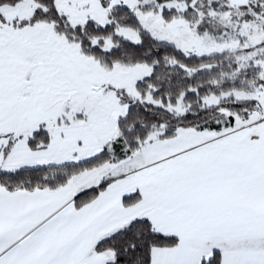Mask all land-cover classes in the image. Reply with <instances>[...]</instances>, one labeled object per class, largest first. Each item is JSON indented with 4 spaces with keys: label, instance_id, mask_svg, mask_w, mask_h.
I'll return each instance as SVG.
<instances>
[{
    "label": "snow or ice",
    "instance_id": "6c2138e0",
    "mask_svg": "<svg viewBox=\"0 0 264 264\" xmlns=\"http://www.w3.org/2000/svg\"><path fill=\"white\" fill-rule=\"evenodd\" d=\"M0 264H264V0H0Z\"/></svg>",
    "mask_w": 264,
    "mask_h": 264
}]
</instances>
